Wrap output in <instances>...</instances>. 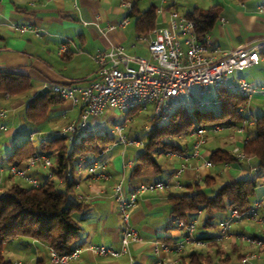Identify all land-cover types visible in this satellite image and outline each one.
Masks as SVG:
<instances>
[{
  "label": "crops",
  "instance_id": "crops-1",
  "mask_svg": "<svg viewBox=\"0 0 264 264\" xmlns=\"http://www.w3.org/2000/svg\"><path fill=\"white\" fill-rule=\"evenodd\" d=\"M144 1L147 2V6L140 7ZM171 1L140 0L136 10L143 11L151 4L156 9L161 7L160 13L155 10L156 26L165 27L169 10L172 8ZM215 5L220 8L219 17L205 37L214 58L217 59L225 52L247 46L264 37V16L259 11L260 7L264 6V0H178L176 9L184 14L194 8L206 10ZM128 13L120 0H0V71L26 76L31 87L26 94L19 96H9L0 92L2 168L0 186H7L16 180L22 181L8 176L5 172V167L9 165L7 158L16 146L28 140L31 134H34L31 143L34 139L39 140L38 144L45 143L47 139L61 135L64 126L80 116L79 107L73 108L67 101L61 100L50 106L46 117L38 123L35 125L27 123L25 108L34 97L39 96L38 92L51 82L85 83L97 79L99 67L93 56L98 50L107 49L110 44L122 46L127 55L149 58L146 40L151 34L138 33L134 19L129 17ZM125 18L128 20L127 23L119 26ZM12 23L35 26L40 29L41 35L37 37L29 32L15 31L11 28ZM108 24L114 25L115 28L107 30ZM61 45L64 49H61ZM239 77L253 87H264V53L259 54L256 65L234 71L230 75V81L236 82ZM215 91L212 89L207 95H213ZM211 99L216 100L215 94L209 100ZM185 103L190 104V101ZM247 106L240 110L247 117L241 131H238V128H229L225 129L227 131L225 134H221L222 131L209 133L200 147V157L191 156L193 137L187 136L179 140L181 152L188 157L185 159L166 155L158 157L161 164V172L158 174L151 168H142L130 176L139 146L123 147L117 143L116 138L102 155L91 153L84 155L88 164L106 160V166L102 171L107 172L110 178L100 180L85 172L77 174L74 169L73 175L68 179L72 178L75 181L74 192L85 197L82 202L86 205L85 209L75 215L81 227L76 247L101 245L116 251L121 250V218L113 199L115 183L121 181L124 192L128 194L140 182L149 183L165 179L179 164L185 162L186 169L180 178L185 186L183 189L146 192L137 198L135 206L130 211V221L141 242L131 243L127 252L112 257L95 256L82 250L79 257L68 264H157V257L154 254L156 246L158 255L164 261L177 260L179 264L178 258L181 254L186 255L192 249H197L186 246L181 253L175 252L176 242L184 230L173 224L174 219L170 213L171 197L193 193L195 188L187 186L201 184L202 178L206 175L214 177L211 186L205 188L207 192L226 181L232 182L256 175V161L248 155L227 164H213L211 167L202 165V159L209 160L212 151L216 149L233 151L236 146L241 149L244 141L253 136L252 122L258 116H264V96L255 94ZM63 111H66L65 115L62 114ZM113 111L114 109L107 108L100 116L89 118L92 130L107 131L102 129L101 123L116 116L118 111ZM109 133L111 134L112 130ZM50 159L54 164L53 159L51 157ZM26 161L27 158L23 160L22 165H25ZM28 171L42 183L46 181L45 168L35 166L28 168ZM217 180H222V184L217 185ZM59 181V187L63 188V182ZM257 199L263 201V208L258 210L262 215L264 175L257 178L250 205ZM199 211L200 213L191 218L196 221V234L206 241V245L202 247L212 255V264H264V245L261 247L247 245L236 237L238 234H244L264 240V224L260 226L255 221L242 217L231 223L229 237L216 241L218 224L229 216L230 208L216 213L211 220L212 226H206L205 214L202 210ZM161 244L166 245L168 250H163ZM5 251L6 254L15 257L13 264L30 262L51 264L48 246L30 237L11 239L6 243ZM247 253L256 256L243 261Z\"/></svg>",
  "mask_w": 264,
  "mask_h": 264
},
{
  "label": "built area",
  "instance_id": "built-area-1",
  "mask_svg": "<svg viewBox=\"0 0 264 264\" xmlns=\"http://www.w3.org/2000/svg\"><path fill=\"white\" fill-rule=\"evenodd\" d=\"M120 1L128 11L131 10L132 3L130 0ZM177 2L178 0L171 1L172 8L169 10L167 25L165 27L156 26L151 30V36L146 40L149 58L127 55L122 46L110 44L107 49L98 50L93 56L99 67L97 79L85 83L51 82L46 86L52 93L67 101L71 107L80 108L79 118L68 122L62 129V135L66 137L67 141L73 142L92 131L88 119L100 116L107 108L124 114L123 122L130 120L127 116L129 111L146 106H151L152 116L155 118L166 119L173 110L175 102L184 105L181 97L191 87L198 89L199 97L194 101L196 107L217 104V100H203V96L209 94L212 89H227L245 97L246 103L241 106L240 110L248 107L249 100L255 94L264 96V87H253L241 77L236 82L230 81V75L234 71L243 70L258 63L259 54L264 50V37L247 46L225 52L216 59L211 54L210 45L206 39L204 43L198 41L192 20L176 9ZM161 11V7L156 9L157 13ZM259 11L264 16V6H261ZM221 20L223 21V19ZM127 21L125 18L119 26L126 24ZM11 28L18 32L32 33L37 37L41 35L40 29L35 26L12 23ZM114 28V25H107V30ZM61 49H64L63 45H61ZM62 114L65 115L66 111H63ZM243 123L245 124L246 120ZM242 128H238V131H241ZM223 129L224 126L221 124H214L209 127L195 126L190 133V136L194 138L191 156L200 157V147L205 142L207 135L218 133ZM114 130L117 133V143L123 147L141 146L143 143L140 140L127 138L122 133V124H115ZM33 135H30L29 140H32ZM108 149L109 147L100 155ZM233 153L238 159L245 156L238 146L234 147ZM165 155L179 156L184 159L188 157L184 152L179 153L177 151H167ZM202 165L211 167L213 163L210 160L202 159ZM35 166L49 170L46 174V181L54 178L52 170L54 164L48 155L40 152H35L28 157L25 165L9 164L5 167V172L8 176L19 178L24 183L37 188L43 183L28 171V168ZM105 166L106 160L93 161L88 164L84 157H80L75 166V171L77 174L85 172L93 178L108 180L110 175L102 171ZM185 169L186 163L182 162L165 179L149 183L140 182L128 194L124 192L121 181L114 184L113 199L121 218L120 251L101 245H89L83 248L75 247L67 253H58L53 248L48 247L50 263L68 264L76 260L82 250H86L95 256L112 257H118L127 252L131 243L141 242L138 232L133 228L130 221V211L135 206L137 198L143 193L156 190L183 189L185 185L180 178ZM0 170H2L1 167ZM66 178H70L69 172L66 173ZM59 182H63V180ZM84 198L81 194L76 195L78 201H83ZM260 208H263L261 199L252 202L242 212L231 208L229 216L218 224L215 240L221 241L229 237L231 223L242 217L251 219L260 226L263 225L264 210L261 215L258 213ZM173 224L184 230L176 242V253L184 251L186 246L199 248L206 245V241L195 232V220L185 223L182 220L174 219ZM236 237L240 242L247 245L257 247L264 245V240L256 236L238 234ZM161 247L165 251L168 250L164 244H161ZM154 254L157 257V264H177L178 262L177 260L164 261L158 255L157 246L154 248ZM255 256V254L247 253L243 261Z\"/></svg>",
  "mask_w": 264,
  "mask_h": 264
},
{
  "label": "trees",
  "instance_id": "trees-1",
  "mask_svg": "<svg viewBox=\"0 0 264 264\" xmlns=\"http://www.w3.org/2000/svg\"><path fill=\"white\" fill-rule=\"evenodd\" d=\"M132 3L128 16L134 19L135 29L140 34L151 32L156 27L155 6L151 4L143 11L136 10L140 0H130ZM242 1V0H239ZM219 6L215 5L206 10L194 8L184 15L192 20L194 32L198 41L205 42L206 34L212 29L219 17ZM260 53H264L262 50ZM29 79L21 74L0 71V92L9 96L26 94L30 90ZM217 112L200 110V107L188 109L186 104L178 102L166 119H150V126L145 131L142 145L139 146L130 176L139 169L151 168L155 174L161 172L158 157L167 151L181 152L179 140L190 136L195 126L209 127L221 124L224 129L241 128L247 117L240 112L246 98L227 89L215 91ZM62 99L50 90L36 96L25 108V120L35 125L46 117L50 106ZM253 136L244 141L241 152L252 156L256 161V175L236 181H226L209 192L214 177L206 175L199 185L194 187L191 194H178L171 197V215L173 219L188 223L199 210L205 214L206 226H212L211 220L216 213L226 208H234L239 212L246 210L251 203L257 178L264 175V116H258L253 123ZM115 142V137L109 131L94 132L93 130L73 142L67 141L64 135H56L45 143L33 145L26 140L16 146L7 158L8 164L21 166L25 158L35 152L48 155L53 159L54 178L45 181L39 187H32L22 181H12L7 186H0V264H12L6 257L5 245L16 237L36 239L58 253H67L76 247L81 229L76 214L86 208L82 201L76 199L73 191L75 181L66 178V173L72 171L80 157L100 154ZM237 157L233 151L216 149L211 152L209 160L214 165L227 164ZM71 177V176H70ZM73 177V176H72ZM63 180V188L58 181ZM181 253V252H180ZM179 264H211L212 255L201 248L192 249L188 254L179 256Z\"/></svg>",
  "mask_w": 264,
  "mask_h": 264
},
{
  "label": "rangeland",
  "instance_id": "rangeland-1",
  "mask_svg": "<svg viewBox=\"0 0 264 264\" xmlns=\"http://www.w3.org/2000/svg\"><path fill=\"white\" fill-rule=\"evenodd\" d=\"M146 6H147L146 1L141 2L140 7H146ZM213 95H207L203 99L209 100L211 98V96H213ZM198 97H199L198 89L196 87H191L190 89L186 90V93L181 97V99L183 102H186L189 100L190 104H186V103L185 104H186V107L188 109H191L192 107H194L193 103H194L195 99ZM177 103L178 102H175V104H177ZM208 108L211 110V114L217 112V108L215 105H208L205 107H200V110H205ZM113 112H116V111L114 110ZM152 115L153 114H152L151 106H146L145 108H136V109L129 111L127 113V116L130 118V120L127 122H123L124 114L117 112L116 116L112 117L108 121H103V123H101V125L103 126L102 129H104V130H107V131L112 130L111 134H113V136H115V138H116L117 133L114 130V125L115 124H122V133L125 134L127 138L129 137L131 139L144 140L145 131L150 126V119H151ZM115 117H117V118L115 119ZM225 132H227V131L225 129H223L222 132H220V133L225 134ZM38 143H39L38 139H34L32 141L33 145H38ZM48 171L49 170L46 169L45 175L48 173ZM54 180H55V182L57 181L56 177H54ZM220 184H222V180H217V185H220ZM73 191H75V188H73ZM6 255H7L6 257L8 258V260H10L13 264L15 257L11 254H6ZM24 261L25 262L27 261L26 256L24 258ZM30 264H35V262H30Z\"/></svg>",
  "mask_w": 264,
  "mask_h": 264
},
{
  "label": "water",
  "instance_id": "water-1",
  "mask_svg": "<svg viewBox=\"0 0 264 264\" xmlns=\"http://www.w3.org/2000/svg\"><path fill=\"white\" fill-rule=\"evenodd\" d=\"M48 91H49V89L46 87V88H44L43 90H41L40 92H38L37 95H40V94H42V93H44V92H48Z\"/></svg>",
  "mask_w": 264,
  "mask_h": 264
}]
</instances>
